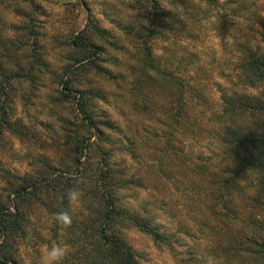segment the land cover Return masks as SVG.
<instances>
[{
  "label": "trees",
  "instance_id": "obj_1",
  "mask_svg": "<svg viewBox=\"0 0 264 264\" xmlns=\"http://www.w3.org/2000/svg\"><path fill=\"white\" fill-rule=\"evenodd\" d=\"M185 2L173 1L179 7ZM263 3L257 0L253 6ZM155 26L147 35L169 43L167 35H175V27L162 22ZM24 32L0 31V143L8 137L39 143L38 127L44 128L51 117L59 118L66 137L57 148L60 154L32 157L30 171L23 175L0 168V264H24L20 248L28 238L44 242L37 218L44 219L53 238L73 249L71 264H138L122 238L123 226L137 228L157 244L167 242L153 220L130 211L119 197L146 190L182 192L198 203L196 209L188 208V218L202 230L218 263L264 264V90H259L264 87V28L256 45H242L237 71L218 75L222 82L217 89L199 69L186 72L193 57L189 50L196 52V47L172 43L166 55L154 57L144 42L135 45L136 59L115 42L113 50L129 54L124 61L129 71L128 76L105 73L115 89L107 96L117 104L103 112L95 103L106 95L72 88L83 84L88 73L98 80L101 73L92 55L101 50L78 37L72 46L84 56L69 59L70 77L52 75L58 87L38 122L30 111L41 98L38 87L50 75V65L39 37ZM197 58L201 60V53ZM54 109L66 115L57 116ZM101 128L122 140L111 142ZM95 135L102 142H93ZM210 141L218 151L210 145L197 153L186 151L189 145ZM106 142L113 149L104 147ZM114 144L124 151L122 161L129 158L135 169L114 161ZM4 152L0 144V154ZM78 182L80 210L61 235L53 215L68 207L62 197Z\"/></svg>",
  "mask_w": 264,
  "mask_h": 264
},
{
  "label": "rangeland",
  "instance_id": "obj_2",
  "mask_svg": "<svg viewBox=\"0 0 264 264\" xmlns=\"http://www.w3.org/2000/svg\"><path fill=\"white\" fill-rule=\"evenodd\" d=\"M173 1L0 0V31L7 33L13 29L24 28L25 34L31 33V37H39L38 41L44 45L45 60L50 65L51 73L45 75L47 78L43 87H38L41 98L36 100L30 116L38 122L47 114L51 106V95L58 87L54 84L52 75L60 78L70 77V74H66L72 65L68 62L69 59L84 56L74 49L72 43L74 39L82 36L88 43L101 50L92 52V55L97 56L94 60L101 71L100 79H96L93 76L95 73L91 72L83 77V84L74 85L72 88L93 90L106 95L103 100H96L97 111H109L116 108L117 104L113 98L107 96L115 89L105 73L128 76L129 70L124 61L129 58V54L113 50L111 45L115 42L123 46V49L130 50L134 58L139 56L135 45L139 46L144 42L151 46L154 57L166 55L165 49L172 43L196 47V52L192 48L189 50L193 57L186 72L196 73L199 69L202 74L213 80L212 84L217 83L214 87L217 89V85L222 82L218 75L234 74L237 71L242 45H256L255 41H260L259 35L264 28V3L255 7L253 5L257 0H186L184 6L179 7ZM244 6L245 10L242 9ZM157 9L163 11L159 12V22L175 27V35H167L169 43L158 37H149L146 33L147 29L153 30L159 23L156 18ZM200 53L201 60L197 58ZM215 89L212 93L218 98L219 94ZM259 90H264V87ZM60 110L62 109L53 111L57 116H65L66 113ZM58 119L48 118L44 128L38 127L42 137L37 144L11 140L9 137L1 142L5 152L0 154V168L23 175L30 171L32 157L48 154L51 156L54 152L60 154L57 148L64 144L66 133L60 128ZM122 126L124 128L123 124ZM101 129L105 136L112 137L111 142L122 140L109 129ZM92 141L100 143L102 137L92 136ZM103 145L109 150L113 149L111 143L109 145L106 142ZM209 145L218 151L215 142L211 141L195 147L189 145L186 151L197 153L200 148L206 149ZM115 147L114 144V161L125 168L135 169V163L129 158L125 162L122 161L124 151H121V147ZM119 197L130 211L139 212L153 220L154 226L159 228L167 241L165 245L157 244L137 228L123 226L122 238L135 252L138 264H220L209 251L202 230L188 218V208L196 209L194 206H198V203H194L182 192L163 190L154 194L152 190L139 193L131 191L123 192ZM41 219L37 218L35 221L43 225L44 242L39 243L28 238L23 243L20 255L24 264L26 254L30 256L32 264H39L42 245L67 244L53 238L43 223L44 219ZM45 220L50 227V220L46 217ZM72 256L73 249L69 246V254L63 264H71Z\"/></svg>",
  "mask_w": 264,
  "mask_h": 264
},
{
  "label": "clouds",
  "instance_id": "obj_3",
  "mask_svg": "<svg viewBox=\"0 0 264 264\" xmlns=\"http://www.w3.org/2000/svg\"><path fill=\"white\" fill-rule=\"evenodd\" d=\"M83 192L76 186L68 189L65 197L68 201V207L53 215V220L61 235H65L73 223V216L78 213L81 205ZM69 254V246L67 244H53L48 246L42 245L39 254V264H63V261ZM26 264H32V260L28 254L25 255Z\"/></svg>",
  "mask_w": 264,
  "mask_h": 264
}]
</instances>
